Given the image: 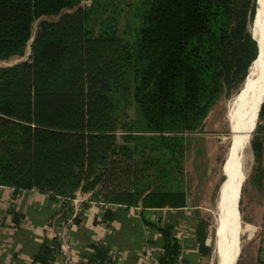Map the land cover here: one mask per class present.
Wrapping results in <instances>:
<instances>
[{
  "label": "trees",
  "instance_id": "16d2710c",
  "mask_svg": "<svg viewBox=\"0 0 264 264\" xmlns=\"http://www.w3.org/2000/svg\"><path fill=\"white\" fill-rule=\"evenodd\" d=\"M80 1L0 0V59L25 52L36 18L76 6L39 22L28 59L0 65V184L54 197L100 184L116 190L121 203L134 204L159 157L138 156L141 131L124 135L133 145L118 141L117 128L130 127L121 115L123 94L133 90L138 121L155 132L150 148L167 151L163 179L179 181L171 176L184 153L182 131L196 125L234 71L238 55L232 49L246 31L249 0H135L134 24L122 35L113 29L92 34L89 14L101 0L89 6ZM253 42L256 52L245 72L259 54ZM124 176L132 187L117 189ZM168 184L145 194V205H184L183 190ZM172 229L162 228L159 264H173L179 251ZM54 243L41 245L36 258L42 264H52Z\"/></svg>",
  "mask_w": 264,
  "mask_h": 264
},
{
  "label": "rangeland",
  "instance_id": "374dc122",
  "mask_svg": "<svg viewBox=\"0 0 264 264\" xmlns=\"http://www.w3.org/2000/svg\"><path fill=\"white\" fill-rule=\"evenodd\" d=\"M134 1L101 0L100 3H96V8L91 11L88 19V28L91 33L100 34L108 29V32L116 30L121 35L127 34L131 28L130 25L134 24L132 15V3ZM92 2L93 0H81L80 5L89 6ZM263 7L259 0H249L246 31L242 34V42L232 49L233 57L238 55L236 66L233 68L234 71L224 77L221 90L216 94L196 125L191 129L182 131L186 135L184 153L180 160L176 159L173 176H171L172 178L175 175L179 181L174 179L165 181L163 179L160 162L167 160V151L163 149L162 145L157 151L150 148L153 145L149 135L155 132L144 128V124L138 121L139 111L136 101L133 99V90H126L125 95L122 96L121 115L124 119L130 121L128 125L130 127L119 126L117 128L118 141L133 145L134 142L132 140L126 141L124 135L141 131L145 135L144 139L140 140V148L144 152L140 151L138 156L142 157V160L145 156L159 157L157 158L158 162L156 163V159L155 166L150 168L148 174L142 178L139 185L144 188V192L139 201L134 204L121 203L116 190L106 191L102 189L100 184L92 190L78 189L72 197L56 195L61 200V207L52 215L54 227L56 228L55 243L53 245L55 246V253L52 254V264H78L84 255L83 248L80 247L78 239L73 235L72 229L81 220L89 222L87 220L93 214H96L94 221L97 222V225L93 226L91 223L89 225L97 228L92 232L93 240L96 242L87 245L86 248V250L92 252V254H89V259H86L89 264H122L123 262L124 264H159V258L165 250L162 240V228H166L169 224L173 226V235L179 241V251L175 255L173 264L218 263L217 207L227 179L223 169L231 135V122L227 118L228 106L232 94L236 91L237 94L239 93L238 101L241 100L243 87H240V85L247 72L244 68L256 52L253 40L256 41L257 46L260 44L258 35L252 31L251 27L253 21L257 24L260 23L258 17L261 10H264ZM73 8H76V6L66 7L59 13L43 14L36 18L33 23V33L28 40L25 52L0 59V65L28 59L31 53L32 38L36 34L39 22L42 19H57L62 12L73 10ZM261 24H264V22ZM245 37L247 38L245 39ZM261 88L259 99L262 96ZM257 104V109H255L256 124L251 134L252 140L250 139L247 156L244 159L243 176L241 175L242 179L243 177L245 179L240 197L238 184L236 186L235 215L233 216L231 212H228L225 217V225L227 226L225 236L228 239L225 243L223 239L221 241L223 252L225 251L223 258L225 264H234L233 262L236 259V264H264V128L262 127L264 110H262L261 105L259 111ZM135 125L140 127H134ZM258 139L260 143L257 141L253 144ZM167 182L172 183L175 188L179 187L183 190L185 204L180 206L167 204L162 206L145 205L146 202L142 197L148 193L167 190L171 186ZM116 183H118L117 189L118 187L123 189L128 186L132 187L128 184L126 176L116 181ZM240 186L241 182L239 189ZM149 200L151 201V199ZM238 200L240 240L237 213ZM195 204H199V206H191L190 210H187V205ZM110 209L113 211L112 215L107 214ZM121 209H125L126 214H128L123 223L125 227L129 228L123 232L117 228L120 223L119 214ZM130 218L140 221V226L137 225V221L129 220ZM228 220L232 223L230 224ZM197 229L203 230L205 234L203 241L199 239ZM60 230L70 233L71 239H73L70 242L71 258L58 254L60 244H58L57 233ZM104 233H106V236Z\"/></svg>",
  "mask_w": 264,
  "mask_h": 264
},
{
  "label": "crops",
  "instance_id": "0c3cea01",
  "mask_svg": "<svg viewBox=\"0 0 264 264\" xmlns=\"http://www.w3.org/2000/svg\"><path fill=\"white\" fill-rule=\"evenodd\" d=\"M55 197L38 188L17 189L13 185L0 184V264H42L41 260L36 258L41 245L45 239L55 240L56 228L52 215L61 207V200ZM188 203L191 204L189 201ZM191 206L197 207L199 204L187 205L188 211ZM126 213L125 209H121L119 214L120 223L117 228L121 232L129 228L123 223L128 217ZM95 216L96 214L91 215L87 220L89 222L81 220L72 229L73 235L83 248L84 255L78 264H89L86 259H89L92 252L86 248L87 245L96 242L93 240L92 232L97 229L91 227L89 223L97 225L94 221ZM129 220L137 221V225L140 226V221L133 218ZM104 235L106 236V233ZM90 240L93 241L88 243ZM91 258L93 259L92 256Z\"/></svg>",
  "mask_w": 264,
  "mask_h": 264
},
{
  "label": "bare ground",
  "instance_id": "6f19581e",
  "mask_svg": "<svg viewBox=\"0 0 264 264\" xmlns=\"http://www.w3.org/2000/svg\"><path fill=\"white\" fill-rule=\"evenodd\" d=\"M259 1L263 7L264 0H259ZM258 22L260 23L257 24L255 23V21H253L251 29L258 35V38L260 39L259 54L257 58L252 62L245 78L243 79L240 85V87L241 86L243 87V90L241 92L242 93L241 100L238 101L239 93L237 94L236 91L234 94H232V99L229 102V106H228L227 118L231 122V129H230L231 135H230L228 150L226 153V163L223 169V171H225L226 173L227 179L225 185L223 186V190L220 195L219 203L217 207V223H218L217 252L219 257L217 264H225V260H223L225 256L224 253L225 251L223 252V246H221L222 239L224 243L228 239L227 236H225L227 230V226L225 225V217L228 212H231L233 216L235 215L234 213L236 211L235 210L236 186L238 184L237 188L239 190L238 192L240 197L239 184L240 182L242 184L245 179V177H243L242 179L243 176L242 171L245 166L244 159L245 156H247L246 153L250 147L249 144H250V139L252 137L251 134L256 124L255 109H257L256 104L258 101V92L261 85H262L261 88L262 96L264 92V79H263V83L261 82L262 73H264V24H261L264 22L263 9L259 14ZM260 99L262 100L261 96ZM258 104L257 107L260 106V104L259 106ZM238 208H239V200L237 202V213H238V227H239V231H241ZM231 223L232 222H230V224ZM239 240H240V236H239ZM236 261L237 259L233 263L236 264Z\"/></svg>",
  "mask_w": 264,
  "mask_h": 264
},
{
  "label": "built area",
  "instance_id": "2783aa9c",
  "mask_svg": "<svg viewBox=\"0 0 264 264\" xmlns=\"http://www.w3.org/2000/svg\"><path fill=\"white\" fill-rule=\"evenodd\" d=\"M57 238H58V244H60V246L58 247V254H60L61 256H65L68 258H71V248H70V242L73 241V239H71V235L70 233L66 232L65 230H60L57 233Z\"/></svg>",
  "mask_w": 264,
  "mask_h": 264
},
{
  "label": "water",
  "instance_id": "95a60500",
  "mask_svg": "<svg viewBox=\"0 0 264 264\" xmlns=\"http://www.w3.org/2000/svg\"><path fill=\"white\" fill-rule=\"evenodd\" d=\"M34 37L32 38V41H33ZM15 63V62H14ZM7 64H13V63H7ZM251 66V65H250ZM264 100V92H263V96H262V100H261V103H260V106H259V111H260V108H261V105H262V102ZM243 184V183H242ZM242 184L240 186V192H241V189H242ZM238 212H239V208H238ZM239 222H240V216H239ZM240 232V231H239ZM239 236H240V233H239Z\"/></svg>",
  "mask_w": 264,
  "mask_h": 264
}]
</instances>
